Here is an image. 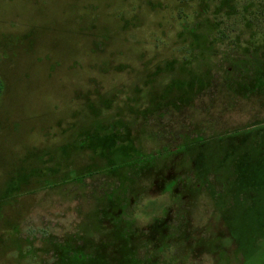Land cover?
Returning <instances> with one entry per match:
<instances>
[{"label": "rangeland", "instance_id": "1", "mask_svg": "<svg viewBox=\"0 0 264 264\" xmlns=\"http://www.w3.org/2000/svg\"><path fill=\"white\" fill-rule=\"evenodd\" d=\"M0 264H264V0H0Z\"/></svg>", "mask_w": 264, "mask_h": 264}, {"label": "trees", "instance_id": "2", "mask_svg": "<svg viewBox=\"0 0 264 264\" xmlns=\"http://www.w3.org/2000/svg\"><path fill=\"white\" fill-rule=\"evenodd\" d=\"M253 21V20H252Z\"/></svg>", "mask_w": 264, "mask_h": 264}]
</instances>
